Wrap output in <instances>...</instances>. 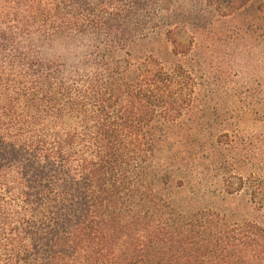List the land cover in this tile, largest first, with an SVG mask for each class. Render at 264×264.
<instances>
[{
    "label": "trees",
    "instance_id": "obj_1",
    "mask_svg": "<svg viewBox=\"0 0 264 264\" xmlns=\"http://www.w3.org/2000/svg\"><path fill=\"white\" fill-rule=\"evenodd\" d=\"M0 264H264V0H0Z\"/></svg>",
    "mask_w": 264,
    "mask_h": 264
}]
</instances>
